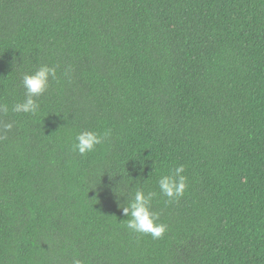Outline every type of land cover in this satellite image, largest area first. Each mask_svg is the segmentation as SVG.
<instances>
[{"label": "trees", "instance_id": "16d2710c", "mask_svg": "<svg viewBox=\"0 0 264 264\" xmlns=\"http://www.w3.org/2000/svg\"><path fill=\"white\" fill-rule=\"evenodd\" d=\"M41 64L40 111L0 112V264H264V0H0V103ZM137 189L159 239L126 227Z\"/></svg>", "mask_w": 264, "mask_h": 264}, {"label": "clouds", "instance_id": "9594fccd", "mask_svg": "<svg viewBox=\"0 0 264 264\" xmlns=\"http://www.w3.org/2000/svg\"><path fill=\"white\" fill-rule=\"evenodd\" d=\"M56 79V68L47 64H41L32 72L24 73L20 86L23 88V99L14 102L9 108L7 103H0V112L7 114L35 115L40 111L38 98L49 88L50 80ZM12 124H6L10 129ZM111 136V130L106 129L102 133L94 130H82L75 136L72 150L81 156L94 152L97 146L102 145ZM184 165L180 164L166 175L160 176L158 188L160 194L168 198V202L178 200L184 195L187 188V177L183 175ZM156 196L154 192L145 193L137 189L128 200L127 206L121 207L122 214L129 217L127 229L133 233L151 235L153 239H159L167 229V225L157 222L158 214L152 210V201ZM72 264H80L79 259L73 258Z\"/></svg>", "mask_w": 264, "mask_h": 264}]
</instances>
